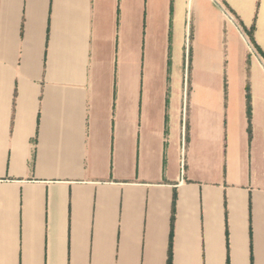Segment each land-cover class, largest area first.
<instances>
[{"label":"crops","instance_id":"obj_1","mask_svg":"<svg viewBox=\"0 0 264 264\" xmlns=\"http://www.w3.org/2000/svg\"><path fill=\"white\" fill-rule=\"evenodd\" d=\"M0 264H264V0H0Z\"/></svg>","mask_w":264,"mask_h":264}]
</instances>
